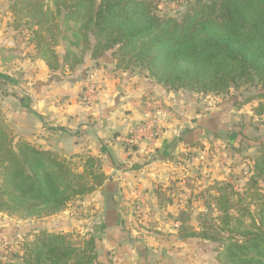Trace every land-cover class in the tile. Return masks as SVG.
<instances>
[{"label":"rangeland","instance_id":"374dc122","mask_svg":"<svg viewBox=\"0 0 264 264\" xmlns=\"http://www.w3.org/2000/svg\"><path fill=\"white\" fill-rule=\"evenodd\" d=\"M16 1L0 0V121L18 139L41 150L67 158L91 155L103 162L104 158L91 153L94 149L102 153L94 142L90 152L72 155L50 149V108L75 105L89 112L86 126L100 142L112 144L126 167L109 171L103 163L109 175L104 186L69 203L57 215L18 217L0 212V264L7 263L22 243L45 230L95 237L99 264H227L220 243L183 237L200 232L205 221L218 217L216 209H208L209 204L215 208V184L231 183L237 192L248 184L253 159L264 145V97H255L258 91L251 86L224 95L184 90L203 99L211 97L208 108L223 122L198 140L189 141L188 133H181L176 145L158 148L167 127L164 119L170 121L173 112L166 109L164 100L143 96L141 120L133 124L132 111L128 110L131 70L118 69L112 59L93 60L89 48L75 39L78 26L65 12L58 18L62 35L54 47L60 66L50 70L45 52L32 42L38 27L26 13L16 18ZM44 1L52 6L51 0ZM160 9L162 14H176L178 4L167 0ZM91 41L95 43L94 38ZM66 51L82 59L74 70L68 69ZM108 82H115L116 90L104 100ZM250 97L255 98L242 105ZM14 111L40 123L34 142L17 132L15 120H8V113ZM233 201L237 203V198ZM248 202L243 201L244 205Z\"/></svg>","mask_w":264,"mask_h":264},{"label":"trees","instance_id":"16d2710c","mask_svg":"<svg viewBox=\"0 0 264 264\" xmlns=\"http://www.w3.org/2000/svg\"><path fill=\"white\" fill-rule=\"evenodd\" d=\"M172 1L178 4L176 14H162L160 5L167 0H51L52 6L44 0H18L13 11L17 19L26 13L36 23L32 42L45 52L52 71L60 66L54 47L62 35L58 18L65 12L78 26L75 39L89 48L93 60L112 59L118 69H145L168 91L224 95L251 86L258 91L255 97H264V0ZM64 59L70 70L82 63L72 51ZM107 179L100 158H67L41 150L0 121L1 213L51 217L103 187ZM260 183L263 144L242 192L231 183L215 184V208L209 204L208 209H216L218 217L183 238L220 243L227 264H264ZM246 199L250 202L244 205ZM7 260L5 264H99L95 237L46 230L22 243Z\"/></svg>","mask_w":264,"mask_h":264},{"label":"crops","instance_id":"0c3cea01","mask_svg":"<svg viewBox=\"0 0 264 264\" xmlns=\"http://www.w3.org/2000/svg\"><path fill=\"white\" fill-rule=\"evenodd\" d=\"M129 83H128V95L131 96L129 111H132V123L141 120V103L143 102V96H149V98L163 99L165 107L169 111L172 109V116L170 121L164 119L166 122V129L164 134L160 138L158 148L167 149L177 144V136L181 133H188L189 141L198 140L200 136L208 134L215 125L223 122L222 117L215 115L214 111L209 109L210 106L207 101L211 97L206 96L198 97L197 94L187 93L184 90L168 91L162 86L158 85L155 80L151 79L145 69H136L135 71H129ZM124 85V84H123ZM125 86V85H124ZM116 90L115 82L106 83V97L107 95ZM140 97L141 100H140ZM106 102V101H105ZM66 108L55 109L50 108V149L53 151L61 152L65 155L76 154L83 150L92 149V144L98 147L91 152L94 155H99L104 158L103 163L109 167L108 170L112 169H123L122 156L119 152L112 149V144L108 142H100L97 138L96 133L86 126V120L89 118V112H83L81 108L71 106L67 104ZM102 106V105H101ZM127 106H124L126 108ZM127 110V109H126ZM100 111V110H99ZM95 117H99V114L93 113ZM166 118V114H164ZM8 120L14 123V127L17 128V132L25 137V139H31L34 142L38 139L40 127L38 121L32 119L25 113L10 112L7 115ZM94 119V118H93ZM30 120V121H29ZM163 122V120L161 119ZM95 120H92V123ZM44 127V126H43ZM99 136L100 133H98ZM109 176V175H108ZM110 178V184L111 180ZM109 184V183H108Z\"/></svg>","mask_w":264,"mask_h":264},{"label":"built area","instance_id":"2783aa9c","mask_svg":"<svg viewBox=\"0 0 264 264\" xmlns=\"http://www.w3.org/2000/svg\"><path fill=\"white\" fill-rule=\"evenodd\" d=\"M150 125H151V124H148V125L146 126V127H147V129H149V130H150Z\"/></svg>","mask_w":264,"mask_h":264}]
</instances>
